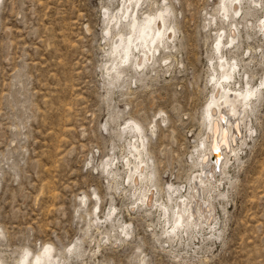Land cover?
I'll list each match as a JSON object with an SVG mask.
<instances>
[{"label":"rangeland","instance_id":"1","mask_svg":"<svg viewBox=\"0 0 264 264\" xmlns=\"http://www.w3.org/2000/svg\"><path fill=\"white\" fill-rule=\"evenodd\" d=\"M144 2L139 21L171 11L175 37L152 65L131 64L115 81L104 66L123 0H0V264H19L26 249L25 264H36L45 246L65 264H264V4L243 0L239 15L224 20L222 0ZM230 20L239 25L236 49L221 48L236 60L230 88L249 83L260 96L250 98L247 128L240 122L246 144L213 189L212 206L201 207L203 230L168 243L155 207L135 209L136 196L104 162L122 172L134 140L121 129L138 123L155 171L153 196L165 202L171 184L188 197L215 91V36L223 27L226 42ZM76 241L81 256L68 254Z\"/></svg>","mask_w":264,"mask_h":264},{"label":"bare ground","instance_id":"2","mask_svg":"<svg viewBox=\"0 0 264 264\" xmlns=\"http://www.w3.org/2000/svg\"><path fill=\"white\" fill-rule=\"evenodd\" d=\"M242 1L243 0H222L221 7L218 8L217 12L218 14H221L224 20H227L229 18L228 13H230L231 19L233 17H237L241 11L240 5ZM248 1V4L250 3V5L253 6H259V4L261 3L264 4V0ZM144 3V0H123V5L121 7L122 13H120L121 17L116 19L114 16L116 20L114 26H116V29L118 30L116 33H114L116 41L114 42L113 47V59L107 65L104 64L105 75L109 80L116 81L121 77L123 79V75L126 70L125 67H129L131 64L139 71H142L149 65H152L153 62H156L155 55L156 53H158L159 49H168L169 46L167 44L172 40L173 37H175V28L168 23V17L171 11L166 12L162 10L158 14L146 13L144 14V16H146L143 17L141 21H139V17H137V8ZM147 6L148 5L146 4V7ZM248 9L252 10L251 7H248ZM249 13L250 10H248L246 14ZM116 17L119 16L117 15ZM111 18L113 19L112 16ZM223 24L225 23L223 22ZM229 25H231L232 28L228 29V33L226 35L227 39L225 43L222 42V36L224 35L223 27L219 29L221 30V33L217 32L215 36V52L219 54V56H217L216 58L217 69L213 71V76L211 75V82L213 83L215 91H213L211 97L209 98L208 108L205 112L203 123L205 131L202 137V141H200L201 144L198 146L197 157L194 162V168L197 169V175L194 179L195 186L194 188H192L190 185L188 197L185 198L181 196L182 194H178V189L171 184L168 185V195L165 202H163V200L161 201V199L158 198L159 193H156V195L153 196L152 188H155V171L153 169V163L149 162V158L147 157L145 137L142 135V128L138 123L132 122L134 123L133 125L131 124L132 126L125 123V125L121 129V134H126L128 136L130 135V138H132L131 140H134L133 143L129 141L130 149H128V154H126L124 157L125 163H122L124 166L122 167V172L120 170L121 173L118 174L119 171L118 173L116 172L118 170L116 169V167V171L115 169H112V161L107 160L104 162L106 169L109 168L116 177H119V180L123 179V181L127 183L129 193H133L134 196H136V198L134 199L135 202L133 201L134 203H132L135 206V209L136 207L139 210L145 208L146 212H151V209H154L155 207L156 211L158 212V220L160 222V225L164 233L166 234L165 242L168 243H171L173 241H183V235H192L194 228H197L201 231L203 230L205 223L202 222L204 212L201 210V207L205 205L212 206L211 200L213 199V189L217 188L223 180L227 179V169L231 162V159L235 157L237 158L239 150L246 144L245 137L247 131L245 132L244 136H242V126H240V122L246 129L247 126L245 124V119L247 117L248 110L251 108L252 102L250 101V98L252 96H255V98L256 96H260L257 95L260 94V92L257 91V88L250 86L249 83L245 84V87H240L239 83L237 82L234 85L232 84L233 88H230V85L234 80V72L237 69L236 62L234 63L232 61L236 60L229 57L227 59L225 56H223L224 54L221 55V48H225V46L228 45L229 53H231L232 49H236V39L235 35H233L232 32L233 30H236L237 35H239V25L234 24V22H231V20L229 22ZM251 26L248 27L247 25H245L246 30L250 31L252 29ZM125 28H127L126 33L122 31ZM258 31L261 32L262 29H259ZM231 62L232 64H234L231 65ZM236 86L237 89H235ZM260 86L262 87L263 84L261 83ZM150 129V132L153 133L155 125H153ZM135 132L137 133V136L131 135L135 134ZM131 143L132 145H130ZM212 144L213 146L215 145V148L217 150H213V146L211 147ZM114 175L112 176V178L114 177ZM215 175L217 176L216 178ZM201 191L203 193L202 199L200 193ZM175 194H178V200H175L176 198L173 197L175 196ZM217 195L220 197L222 196V198L225 196L221 192H218ZM195 196L198 200H201V203H199L198 205L195 204ZM95 198L98 202V197ZM80 201L83 205H85L86 197L83 196ZM111 208H113L112 205ZM161 212L164 213V215H162ZM210 229H214V226H211ZM122 230L125 236L129 237L128 234L131 233V230L126 226H123ZM69 248L70 249L67 250L68 254L80 255L79 242H74V244ZM28 255L29 251L27 249L24 250L22 255L20 256L18 263L25 264ZM35 258H37V261H35L36 264H41L42 262L43 264H65V258H62L60 256H53L51 254V248L49 246L43 247L40 254ZM143 260L144 259H141L142 262Z\"/></svg>","mask_w":264,"mask_h":264},{"label":"snow or ice","instance_id":"3","mask_svg":"<svg viewBox=\"0 0 264 264\" xmlns=\"http://www.w3.org/2000/svg\"><path fill=\"white\" fill-rule=\"evenodd\" d=\"M213 150H217V149L215 148V145L213 146Z\"/></svg>","mask_w":264,"mask_h":264},{"label":"water","instance_id":"4","mask_svg":"<svg viewBox=\"0 0 264 264\" xmlns=\"http://www.w3.org/2000/svg\"><path fill=\"white\" fill-rule=\"evenodd\" d=\"M213 146V144L211 145V147Z\"/></svg>","mask_w":264,"mask_h":264}]
</instances>
